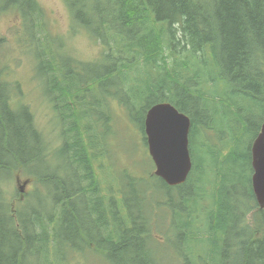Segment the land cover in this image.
I'll return each mask as SVG.
<instances>
[{"label": "trees", "instance_id": "1", "mask_svg": "<svg viewBox=\"0 0 264 264\" xmlns=\"http://www.w3.org/2000/svg\"><path fill=\"white\" fill-rule=\"evenodd\" d=\"M63 1L73 25L100 38L103 49L98 60H79L55 50L61 40H46L47 26L42 22L45 10L37 1L0 0V14L11 9L20 15L22 29L29 39L27 45L36 59L33 77L40 79L42 97L49 98L57 114L63 101L78 100L76 93H83L79 105H87L90 116L98 119L109 114L106 99L113 97L124 106L131 124L141 132L146 109L161 101L171 102L191 118L193 169L187 181L169 186L151 175L167 189L179 190L180 202L175 210L170 209L174 195L167 192L170 224L165 235L170 238L179 232L181 262L186 264L189 259L184 255V244L192 239L188 230L194 228L203 209L208 180L205 160L195 148L199 134L212 125L211 120L196 113L195 100L207 98L208 93L200 84L206 83L214 90L217 83L224 82V96L230 99L222 98L221 108L214 111L220 120L226 118L231 122L235 131L232 139H239L233 142L231 154L245 133L256 135L260 123H253L254 112L264 113V0ZM39 25H44V30L38 32ZM216 36L221 39L218 46L213 39ZM3 43L0 36V264H70L73 249L98 251L110 264H161L160 257L147 249L152 239L138 240V244L130 242V235L122 234L110 224L108 214L114 213L112 203L99 193L94 170L88 162L78 165L76 157L68 151L84 143L76 129L67 135L70 142L64 137L62 145L56 147L35 126L27 104L12 106L11 92L19 95L21 90L17 83L13 88L7 81L6 68L1 65ZM233 94L239 97V102ZM66 117L72 118L70 122L75 127V121L83 115L68 112ZM23 120L25 123L19 125ZM210 144L208 139L201 144L208 154L212 153ZM211 147L214 151V145ZM75 148L86 150L84 144ZM8 150L15 154L7 160ZM53 156L59 157L57 164L70 173L68 178L59 174L55 164L47 163L46 159ZM14 157L16 160H12ZM218 157L224 158L220 154ZM218 157L214 152V163ZM15 162L18 166H31V174L38 180L50 179L53 185L61 182L60 192L51 203L59 209V216L51 221L52 233L45 237L32 239L25 230L26 239H20L10 216L2 178ZM247 171L250 174L249 146L226 161L219 179L221 185L211 194L210 208L202 212L205 217L197 232H205L200 243L206 242L214 264H264V209L255 201ZM47 184L51 186V182ZM113 202L119 212L114 199ZM97 207L100 212L93 213ZM83 208L88 210L84 217ZM124 209L130 211L128 204ZM78 216L81 220L71 238L73 241L65 239L63 227ZM36 220V225L32 220L30 225L34 229L42 228V220ZM229 224L232 225L227 229ZM154 237L161 241L164 236L156 233ZM188 249L195 253V248Z\"/></svg>", "mask_w": 264, "mask_h": 264}, {"label": "rangeland", "instance_id": "2", "mask_svg": "<svg viewBox=\"0 0 264 264\" xmlns=\"http://www.w3.org/2000/svg\"><path fill=\"white\" fill-rule=\"evenodd\" d=\"M35 1H37L46 12L42 22H45V26H47L45 28L47 41L55 40L59 42L63 40L65 46L68 45L69 47L67 50L66 47L62 49L73 54L75 58L79 60L95 61L101 57L100 54L103 46L100 44V38L94 36L85 29L73 25L72 17L63 0ZM43 26L39 25L37 27L38 32L44 30ZM22 27L20 15L17 14L15 10L10 9L0 14V36L4 38L1 49V65L6 68L7 81L13 85V88L15 87L14 84L17 83L21 90L19 95H16L15 92H11L12 106L27 104L33 112L38 129L50 139L52 144L58 147L57 144H60L62 141L59 139L61 129L57 125L61 121L56 119L54 121V113L49 108V102L42 97V89L38 85L40 79H35L33 77L36 59L30 45H27L29 39L26 37V31L22 29ZM106 30L108 31L107 27ZM200 87L208 93L207 98L193 100L198 102L200 114H202L206 120L209 119L212 121L211 129H205L203 131L213 134L214 138L212 142L216 144L214 151L210 144L211 154H208V149L201 147L204 138H200L197 141L196 146H198L195 148L200 158L205 160L204 165L208 177L205 187L207 188L205 203L201 210L202 213L210 208L212 201L211 194L221 185V182L217 181V178L221 176L226 166V161H228L230 157L237 155V153L241 152L243 149L245 150L248 148L254 133H245L236 147L234 154H231V145L239 139L238 137L232 139L235 131L231 129V122L226 118L220 120L221 117L217 116V113L214 111V108H221L219 103H224L221 99L227 98L224 96L226 84L224 82H219L216 84L214 90L210 89L206 83L200 84ZM92 88L95 89L96 87L92 86ZM94 94L98 96L96 91ZM221 95L224 97H221ZM40 97L42 100L39 99ZM232 97L237 98L238 102L240 101L236 94H233ZM106 101L109 105V115H107L109 117V122H107L105 126L102 119L100 123L93 127L94 138L97 143L99 142L96 147L99 156L95 159L94 165H102L101 167L94 168L96 176L100 180L102 188L101 194L107 196L111 201L114 213L116 209L113 199L115 200L116 207L119 209V214L123 222L126 218H131L129 215L125 214L124 206L126 204H128L134 220L137 218L145 220V228L147 227V229L138 232V240L147 242L151 234H163L164 237L162 241L157 240L153 235V239L147 244V249L150 250L152 255L155 253L160 257L161 264H168L169 261L170 264H183V262H181L182 256L177 254V247L180 246L179 249L181 251L179 232H176V235L174 234L170 238H167L165 235V229L170 224L169 220H167L170 207L168 204L169 196H167V192L170 191L172 195H176L175 197L172 196L173 208L170 207V209L175 210L176 204L180 202L177 197L179 190L167 189L163 183L155 177H150L148 179V174L152 175L153 172L150 171L152 162L147 153L145 141L142 139L141 131L137 129V126L131 124L127 111L120 102L114 100L113 97H108ZM37 102L39 106H37ZM113 105H116L115 110L113 109ZM263 114L262 110H255L253 123L256 124ZM68 120L69 119H67L66 124H68ZM236 120L240 123L238 119ZM217 133L225 136L218 138ZM214 152L224 157V161L218 162L216 158V162L214 163ZM14 154L15 153L8 150L7 160ZM12 160H16V158L14 157ZM46 160L49 165H56L59 157L53 156ZM17 168L18 164L15 162V165L10 167V172L6 175V179L4 180V195L6 200L11 195L12 189L15 188ZM246 173L249 179V171ZM124 178H128V181H123ZM31 184L34 183L31 182L30 185ZM31 188H33V185ZM37 189L41 193L44 191V187L41 185H37ZM180 190L183 192L184 188ZM83 194H85V192ZM201 213L198 219L195 220L193 225L194 228L190 231L188 230V232H191L192 239L184 244V255L189 259L186 264H214V261H211V254L206 242L200 243L201 238L205 236V232H197L200 221L205 217V214ZM176 215H181L183 217L184 214L176 213ZM150 219L151 222H147V220ZM121 222L112 221L110 224L115 225L123 234H127L125 230L127 228L132 229V226L120 228L119 225H122ZM130 223L132 224L133 222L130 221ZM138 228L135 230H138ZM234 241L235 240H232V242ZM188 247L195 248V253H193L191 249H188ZM99 254L98 251L92 253L88 249L87 251L73 249L71 251L70 264H110ZM200 258L202 261H200Z\"/></svg>", "mask_w": 264, "mask_h": 264}, {"label": "water", "instance_id": "3", "mask_svg": "<svg viewBox=\"0 0 264 264\" xmlns=\"http://www.w3.org/2000/svg\"><path fill=\"white\" fill-rule=\"evenodd\" d=\"M189 117L169 102L149 107L144 132L154 174L169 186L184 183L192 168L188 149ZM251 187L259 208L264 209V122L250 147Z\"/></svg>", "mask_w": 264, "mask_h": 264}, {"label": "bare ground", "instance_id": "4", "mask_svg": "<svg viewBox=\"0 0 264 264\" xmlns=\"http://www.w3.org/2000/svg\"><path fill=\"white\" fill-rule=\"evenodd\" d=\"M215 41V44L218 46L221 39L220 36H216L213 38ZM26 120H23L20 124L25 123ZM26 125V124H25ZM24 125V127H25ZM16 128L18 129L19 126L16 124ZM76 162L78 163V165L82 166V163H86L87 164V159L85 156V153L82 149H76ZM79 154V156H78ZM79 157V158H78ZM26 162V161H24ZM49 183L51 182V186L54 188L55 192H60L61 189V182H57L54 185L52 184V180L49 179L48 181ZM100 212V208H96L93 210V213H99ZM88 213V210H86V208L81 209V215L82 217H84V215ZM37 216L33 213H28L22 220H21V224L23 225L24 229L26 230L27 236H35L36 235V230L30 225L29 221L32 220L33 225L37 224ZM83 219V218H82ZM81 220L80 216L78 217H74L72 220H69L66 225L63 227L62 232H63V236L65 239H69L70 241H73L71 238L73 236V233L76 229V227L79 225V221ZM117 220H120L119 218H117ZM132 229L131 232H129V234H124L126 236L130 235V242H135L136 244L139 243L138 241V232L144 231L145 228V220H143L142 218H137V219H132ZM232 224L227 225V229H230ZM139 227V228H138ZM136 228H138V230H135ZM122 233V232H121ZM123 234V233H122ZM7 250H9V248H7ZM147 259V255H144Z\"/></svg>", "mask_w": 264, "mask_h": 264}, {"label": "flooded vegetation", "instance_id": "5", "mask_svg": "<svg viewBox=\"0 0 264 264\" xmlns=\"http://www.w3.org/2000/svg\"><path fill=\"white\" fill-rule=\"evenodd\" d=\"M132 225V224H131ZM130 230V229H129ZM126 232L128 231L127 229L125 230Z\"/></svg>", "mask_w": 264, "mask_h": 264}]
</instances>
